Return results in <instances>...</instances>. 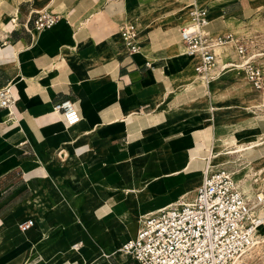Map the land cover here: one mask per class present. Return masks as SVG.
<instances>
[{"label": "crops", "instance_id": "crops-1", "mask_svg": "<svg viewBox=\"0 0 264 264\" xmlns=\"http://www.w3.org/2000/svg\"><path fill=\"white\" fill-rule=\"evenodd\" d=\"M140 1L131 0L136 5L128 8L126 0H51L46 8L59 14L58 23L35 31L32 19L40 10L34 0H28L20 12L18 6L12 12L17 14L15 25L0 33V87L9 84L14 97L9 110L0 108V240L15 219H34L30 229L39 233L37 243L26 238L16 246L12 242L0 246V264L4 256L20 258L32 248L34 255L22 264L38 254L42 256L38 264L57 262L58 255L66 254L69 246L79 243L83 247L85 240H92L89 231L78 229L77 233L76 220L71 213L64 214L63 205L65 198L72 213L85 223L84 207L93 203L87 204L84 193L91 185L107 180L113 186V193L98 200L102 205L97 213L103 216L109 208L104 225L111 222L107 226L122 231V238L130 233L134 237L143 218L127 228L117 226L121 221H133L132 209L123 197L130 187L142 189L147 185L153 191L164 187L167 192L156 195L152 204L161 207L186 188H194L195 194L207 158L215 167L209 158L213 140L211 127L206 126L208 119L186 108L178 116L168 117L164 106L174 108L200 94L210 103L215 86L224 81H233L235 86L237 81H246L244 73L229 70L214 82L199 83L200 76L195 77L198 58L188 55L180 41V28L190 20L187 11L186 20L180 23L184 0H174L169 26L163 16L159 21L150 17L147 26L142 20L162 9V0ZM238 2L224 0L212 9L218 10L217 17L212 18L211 12L212 19L209 4L201 6L208 11L206 31L225 34L229 32L218 31L243 22L247 12L236 5ZM126 22L138 27L137 54H129L118 33ZM225 49L224 53L233 52ZM230 59L236 57L221 60ZM182 71L190 73L193 87H176L175 76ZM197 98L192 105L207 112L209 109L201 107ZM66 99L75 103L81 115L72 126H66L53 111L55 103ZM239 99L229 103L237 104L234 102ZM80 170L88 172V185L81 187L72 179ZM174 172L177 174L166 176ZM144 214L141 211L140 216ZM69 222L71 226L63 229ZM52 238L64 240L56 251L53 247L59 242ZM103 245L111 253L110 242ZM103 264H111L107 256Z\"/></svg>", "mask_w": 264, "mask_h": 264}, {"label": "built area", "instance_id": "built-area-1", "mask_svg": "<svg viewBox=\"0 0 264 264\" xmlns=\"http://www.w3.org/2000/svg\"><path fill=\"white\" fill-rule=\"evenodd\" d=\"M191 2L190 20L180 28V37L187 52L200 59L195 72L206 80H215L229 70L243 72L253 90L264 92V69L249 54V43L230 33L206 31L207 8L197 6L195 0ZM56 21L55 13L36 12L32 29H49ZM118 33L129 54L139 50L138 27L134 22L122 24ZM220 47L221 52L216 51ZM226 47L233 50L236 59H219ZM13 104L11 86H1L0 108L9 110ZM53 111L66 126L81 120L70 99L55 103ZM263 203L262 194L250 200L229 170L212 168L207 158L192 200L170 204L144 217L135 236L121 245L122 254L137 264H257L252 259L253 247L259 228L264 226V217L256 207ZM33 225L34 221L28 219L19 228L26 230Z\"/></svg>", "mask_w": 264, "mask_h": 264}, {"label": "rangeland", "instance_id": "rangeland-1", "mask_svg": "<svg viewBox=\"0 0 264 264\" xmlns=\"http://www.w3.org/2000/svg\"><path fill=\"white\" fill-rule=\"evenodd\" d=\"M50 1L51 0H34V4L38 7L40 11H49L51 13L57 14V16L59 17V14L56 13L55 10H47L46 6L49 5ZM141 1L144 2L146 0H141ZM190 1L191 0H184L186 8L182 11H179V13L182 15V19L180 23H183L186 20L187 11L189 12V9H190V6H189ZM223 1L224 0H202L199 3V6H204L206 4H209L208 7L209 8L212 7L211 12H212V18H213L214 16L218 14V10H212V9L214 7H217ZM18 2H20V4H18ZM126 2L128 4V8H130L133 5H136V3L131 2V0H126ZM162 2H163V5L161 6L162 9L142 18L146 26L149 21L148 19H150V17L152 18L151 20L159 21L161 17L163 16L167 18L166 20H167L168 26L172 23V21L170 20L173 16V14L171 13L172 11L171 9L174 8L175 1L174 0H162ZM12 3H13V0H0V33H4V31L7 30L6 28L11 26V24L15 25V21H13L12 23V20H17V18H14L17 14L12 13V12L16 11L17 6H18L17 9L19 12L22 9H24L26 7V4H28V0H15V3H17V5H15V3L14 4ZM236 5H238V7L240 8H246L247 13H244L243 15L244 21L243 22L237 21L234 24H230L227 28L229 29L228 31H226L227 29H222V30H219L218 33L229 32L234 35L233 37L235 39H238V40L242 39L246 41L247 43H249V54L253 55L255 58V61L264 69V0H239V2ZM174 46L176 49L178 48L177 44ZM170 48H172V45L170 46ZM177 52L178 50L175 53ZM224 56H226L227 58L236 57L234 52L224 53V54L220 53L219 59H222V57ZM198 62H199V59L197 60L196 64H198ZM192 71L194 72L193 68H192ZM195 77L197 78L198 75H195ZM175 79H176V87H178L181 84H185L189 88L193 87V84L191 82L190 73H188L187 71H182L181 73L175 76ZM183 79H185V81H183ZM199 80H201L200 82L198 81L199 83L203 81L201 77ZM216 81L219 82L221 80H216ZM236 83L238 84L233 86V81H229V82L224 81L223 83L219 84L220 88L218 87V85L215 86L213 88V93L211 94L212 96H210L211 97L210 103L207 101L206 96L203 94L195 96V97H198L197 99H201V100H197L198 104L200 102L201 107L203 106V107L208 108L211 111V113H209L210 112L209 110H206L207 112H205V109H202V110L197 109L196 106L192 105V102H193L192 100L193 98L195 99V97L190 98L189 100L182 103L180 106L178 105L174 108L164 106L163 111L167 114L168 117L178 116L179 114L185 111L184 108H186L187 110H193L197 113L203 114L208 119V121L206 122V126L211 127V134H216L217 139L220 138L218 141L215 142V148H214L215 151H226V149L227 150L233 149L239 143H249L253 140H256L259 136L264 137V134H262L264 133V92L253 90L250 84H248L247 81L245 80L240 81V82L237 81ZM242 96H244L245 99ZM239 97H241V99L236 100L234 102L239 105L229 103L231 100H235L236 98H239ZM247 99L250 101L245 102ZM237 107L239 108L237 109ZM176 108H178V110ZM199 126L201 128V125ZM199 153L200 155L206 154V152H204L205 154H201L203 152H199ZM260 158L264 159V144L260 146L259 148L255 149L254 151L244 154V156H239L238 154H236V156L231 155V157L230 155L222 156L220 159L216 161L213 160V164H215L214 168L226 167L227 170H229L231 174L233 175V179L236 182H238V184L241 186L240 189L243 190L244 194L247 195L248 198L250 197L249 198L250 200H253L254 198H256V195L262 194L264 196V176L262 178V174H260L259 172V170L264 166V164L262 165L254 164L255 163L254 161H257V160L259 161L261 160ZM243 164L247 166V169L244 171V174H242V179L239 180L238 178L235 177L234 172L237 170L239 166ZM84 171L82 172L80 170V175L76 174L75 172H74L75 175L72 174V179L74 180L72 181L75 183L79 182L80 183L78 185L79 187L83 186V183H87L88 185V177H87L88 172L87 171L84 172ZM256 179H259V181L257 182ZM200 182H201V179H200ZM198 185L196 186V188L198 187ZM104 187L106 189H104ZM130 188H137L139 191V190L144 189V186L142 189L138 187H130ZM114 191L115 189L107 180H104V181L99 182L98 184L89 186V188L85 191L84 194L87 199V204L93 203V205L84 207L85 214H86L84 216V218L86 217L85 223H82V221L77 216H75L74 213H72L70 208L66 205V199L63 198V201H64L63 205H65L64 214L66 212H69L73 216L74 220H76L74 221V225H75L74 227L76 228L75 230L77 231V233H78V229L79 231L81 229L82 233L84 231L85 232L89 231L92 234L91 235L92 240L87 239L85 240L83 247L80 246L82 247L80 248L81 250L84 249L83 256L85 257V262H84L85 264H102L103 259L104 258L106 259V256L108 257L111 264H136L133 262L131 258L122 257V254L121 252H119L118 247H116V249L114 250L112 249L110 253L105 249L106 246L103 245L104 242H110L111 240L110 237L112 235L119 236L120 240L124 239L121 237L122 231L119 232L118 228L115 231L110 232L106 230L104 227L105 225L103 221L106 222V220L103 217H104V214H107L110 211L109 208L105 210L106 213L104 212L103 216H101L102 214L97 213V209L102 205V201H98V200L107 194L113 193ZM153 192H155V194L160 195L167 191L164 190L163 192H161L158 189ZM168 192L172 193L173 191L169 190ZM86 194H88L89 197ZM126 194L127 192L123 194V197L126 196L125 203H127V206L130 207V209H132L133 221L131 223H128V222L125 223L124 221H121L122 223L117 224V226H125V228H127L131 224H138V220H140L143 217H146L149 212L151 211L154 212L158 208H161L159 206L156 207L152 205L153 203L149 204L146 198L145 192L139 195L140 196L139 200H138L137 193L133 197L130 195L128 196ZM92 198L93 200H91ZM140 201L141 202L143 201L144 205L145 204L146 205L138 206L139 203H141ZM263 207H264V203L258 205V207H256V210L260 212V214L264 217V210H261V208ZM141 211L145 213L142 216H140ZM67 224L68 225L64 224L63 229L65 228L67 229L68 227L71 226L70 222ZM129 230L130 229H128L127 231ZM127 231L124 230L123 233H127ZM129 235H133V233H130ZM82 237L84 238V235ZM59 239H57L56 241L53 239L55 243L57 241L59 242V244L53 247V251H56L60 246L64 244V240H59ZM67 249L69 253L72 247L69 246ZM34 252H35V248H32L25 255H21L20 258L17 257L15 259H9L7 256H4L3 263L1 264H18V263L22 264V262L24 261L26 262L29 256H33ZM68 253L66 254L60 253L58 255L57 260L65 261L63 262L65 264H81L80 260L78 259L79 258L78 255L66 260L67 257L69 256V255L67 256ZM16 259H18V261L20 262H17ZM30 259L31 260L28 264H38V262L41 261L42 256L38 254ZM252 259L257 264H264V227L261 229L260 244H257V246L253 248ZM58 261L55 262L54 260L53 261L48 260L47 262H44V263L42 262L40 264H58ZM0 262H2V260Z\"/></svg>", "mask_w": 264, "mask_h": 264}, {"label": "bare ground", "instance_id": "bare-ground-1", "mask_svg": "<svg viewBox=\"0 0 264 264\" xmlns=\"http://www.w3.org/2000/svg\"><path fill=\"white\" fill-rule=\"evenodd\" d=\"M191 1H190V8H191ZM195 3L199 6V4L197 3V0H195ZM201 7V6H200ZM39 12H44V11H39ZM209 16H210V18H211V10H210V8H209ZM212 19V18H211ZM13 21H15V20H13ZM58 21H59V17L57 16V21H56V23L55 24H57L58 23ZM140 52V50H138L137 52H136V54L137 53H139ZM187 54L188 55H190V56H192L193 58H198L199 59V57L198 56H196V55H191V54H189L188 52H187ZM199 61H200V59H199ZM199 63V62H198ZM197 74V73H196ZM201 77L202 78V80H203V82H206V83H211V82H214L215 80L214 79H210V80H206L203 76H201V75H198V77ZM214 133V132H213ZM211 139L213 140L212 141V148H211V153H210V156H209V158L210 159H212V160H218V159H220L222 156H228V155H230V157H231V155H234V156H236V154H238L239 156H244V154H246V153H249V152H251V151H254L255 149H257V148H259L260 146H262L263 144H264V137H261V136H259L256 140H253V141H251V142H249V143H239L236 147H234L233 149H226V151H215V142L216 141H218L220 138H218L217 139V137H216V134H211ZM210 139V140H211ZM225 149V148H224ZM236 159H238V158H236ZM261 160H257V161H254L255 163V165H262V164H264V159H262V158H260ZM242 160H243V158H242ZM241 160V161H242ZM225 161V160H224ZM227 161H228V159H227ZM239 161V160H238ZM223 163V162H222ZM221 163V164H222ZM245 163V162H244ZM250 163V162H249ZM209 164H210V166L212 167V168H214V166H212L211 165V161L209 160ZM236 164V163H235ZM251 164V163H250ZM238 165H240V164H238ZM189 166V165H188ZM188 166H187V168H185V169H188ZM241 166H243V167H241ZM241 166H239L238 168H237V170L234 172V174H235V177L236 178H238L239 180H241L242 179V174H244V171L247 169V166H245L244 164L243 165H241ZM241 167V168H240ZM224 168H226V167H224ZM184 169V170H185ZM227 169V168H226ZM183 171V170H182ZM178 172V171H177ZM230 172V171H229ZM259 172H260V174H262V178H263V176H264V166L259 170ZM177 173H173V174H170V175H166V176H174V175H176ZM144 175V174H143ZM232 177H233V175H232ZM144 178V177H143ZM244 178V177H243ZM159 179H161V177L159 178ZM247 179V178H246ZM257 180V182L259 181V179H256ZM246 181V180H245ZM247 182V181H246ZM237 184H238V182H237ZM239 185V184H238ZM153 187V186H152ZM239 187L241 188V186L239 185ZM164 188V187H163ZM163 188H159V191H161V192H163L164 191V189ZM194 191H195V189L194 188H186L185 190H183L182 192H180L179 194H178V196L176 197V198H174V199H172V200H170V201H168V202H166L165 204H163L162 206H161V208H164V207H166V206H169L170 204H173V203H177V202H179V201H185V202H190L191 200H192V198H193V195H194ZM242 192H243V190H241ZM143 192H145L146 193V198H147V200H148V203H154L155 201H156V195L158 196V194H155V192H153V189L152 188H150L149 186H147V185H144V189H142V190H139L138 191V189H136V188H130V189H128L127 190V194H133L134 195V193H137V195H138V198L140 199V196L139 195H141V193H143ZM244 193V192H243ZM131 196V195H130ZM247 196V195H246ZM250 198V197H249ZM144 201V200H143ZM142 201V202H143ZM141 202V203H142ZM146 202V201H145ZM141 205H144V202H143V204H141ZM146 205V204H145ZM158 207V206H157ZM160 207V206H159ZM154 209V208H153ZM152 209V210H153ZM261 210H264V207L263 208H261ZM146 212V211H145ZM153 213H155V212H153V211H151V212H149L147 215H149V214H153ZM144 218V217H143ZM91 219V218H90ZM34 220V219H33ZM96 220V219H95ZM94 220V221H95ZM142 222H143V219L141 220V225H142ZM22 222L20 221V219H15V222H14V224H12L11 226H10V228H8L7 230H4L5 232H4V234L2 235V237H1V240H0V246H6L7 245V243L8 242H12L13 244H15V246H16V244L17 243H20V242H23L26 238H31L35 243H37L39 240H38V235H39V233H38V231L34 228V229H26V230H23V229H20L19 228V226H20V224H21ZM16 227H18V229L16 228ZM105 227V229L106 230H108V231H110V232H112V231H114L113 230V228H114V225L113 226H104ZM264 226H261L260 228H259V230H258V233H257V241H256V243H255V245H254V247L253 248H255L256 246H257V244H260V235H261V229L263 228ZM117 229V228H116ZM115 229V230H116ZM101 232H103V231H101ZM115 234V233H114ZM134 235V234H133ZM133 235H130V236H126L124 239H122V242L120 243V238H118L117 236H114V235H110L111 237V240H110V244H111V249H116V247H118V250H119V252H121V254H122V251H121V244L126 240V239H129L130 237H132ZM83 240V239H82ZM28 242V241H27ZM24 244H26V243H24ZM25 247V246H24ZM83 252H84V249L83 250H81L80 249V244L79 243H77V244H75V245H73L72 246V249H71V251L67 254V259L66 260H68V259H70V258H73V257H75V256H79V260H80V263L81 264H85L84 262H85V257L83 256ZM122 256H123V254H122ZM63 262H65V261H58V264H62ZM18 264H20V263H18ZM102 264H103V262H102Z\"/></svg>", "mask_w": 264, "mask_h": 264}]
</instances>
